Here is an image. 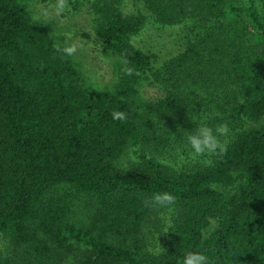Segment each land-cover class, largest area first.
I'll return each mask as SVG.
<instances>
[{
	"label": "trees",
	"instance_id": "obj_1",
	"mask_svg": "<svg viewBox=\"0 0 264 264\" xmlns=\"http://www.w3.org/2000/svg\"><path fill=\"white\" fill-rule=\"evenodd\" d=\"M27 1L0 0V264H63L77 243L90 249L79 264H181L186 250L211 264H264V13L257 5L137 0L162 25L198 29L169 68L200 59L238 83L231 107L244 127L227 152L177 170L157 155L173 116L185 122L178 114L187 93L180 86L155 102L141 98V80L157 61L131 42L145 15L125 14L123 0L95 7V35L117 71L99 85L57 51L66 45L32 18ZM114 111L127 119L114 120ZM163 191L176 203L164 253L154 254L146 230L156 209L144 202Z\"/></svg>",
	"mask_w": 264,
	"mask_h": 264
},
{
	"label": "rangeland",
	"instance_id": "obj_2",
	"mask_svg": "<svg viewBox=\"0 0 264 264\" xmlns=\"http://www.w3.org/2000/svg\"><path fill=\"white\" fill-rule=\"evenodd\" d=\"M102 1L68 0L70 9L60 16H56L50 7L55 0H28L27 8L32 18L45 23L59 42L66 46H76L77 50L72 57L89 82L110 85L117 76L115 56L103 48L94 31L97 19L95 7ZM241 1H253L264 13V0ZM121 8L125 14L141 12L145 15L146 20L142 29L131 37V42L136 48L157 55L154 71L144 74L141 80L139 91L141 98L155 102L180 89V86L187 93V107L178 114V117L183 115L185 122H176V124L175 121L178 119L173 116L172 123L168 124L166 131L168 145L158 153V158L168 167L177 170L208 164L190 159L186 135L194 131L197 124L205 117L212 127L221 123L228 125L230 134L221 137L227 139L228 143L244 127V121L234 114L231 107L235 97L240 94L236 79L227 74L217 63L211 70L205 64L197 65L198 62H207L200 59H195L190 64L174 63L169 68V61L183 53L190 42L196 41L198 29L193 28L194 23L162 25L137 0H123ZM141 150L140 146L132 148L129 157L133 160L137 159V153ZM155 209L156 218H152L150 232L146 230L149 236L147 246L152 253L160 254L159 246L164 249L173 214L170 208L155 207ZM73 245L74 250L63 260V264H79L90 254L89 248L78 243ZM7 250L6 244L2 241L4 255L11 258ZM89 264L94 263L89 261Z\"/></svg>",
	"mask_w": 264,
	"mask_h": 264
},
{
	"label": "clouds",
	"instance_id": "obj_3",
	"mask_svg": "<svg viewBox=\"0 0 264 264\" xmlns=\"http://www.w3.org/2000/svg\"><path fill=\"white\" fill-rule=\"evenodd\" d=\"M56 16H60L70 9L68 0H55L50 6ZM47 15V13H45ZM75 45H69L63 49L57 48L66 56H72L76 52ZM128 74H132L130 69H126ZM242 102V101H241ZM114 120L124 121L127 119L126 114L122 111H114L112 113ZM230 129L226 123H221L215 127L207 123V117L202 119L194 131H190L186 135V142L190 149L188 155L193 161H203L211 163L212 156H223L227 152V137ZM146 206L151 204L158 208H170L176 203V197L167 191L154 193L150 201L144 202ZM214 230V229H210ZM207 235V233L205 234ZM160 253H164V249L159 246ZM181 264H211L209 258L202 252L186 250L183 254Z\"/></svg>",
	"mask_w": 264,
	"mask_h": 264
}]
</instances>
